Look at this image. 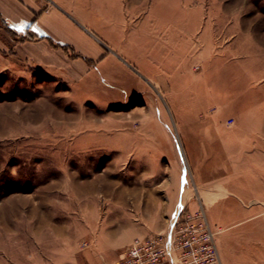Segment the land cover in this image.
Segmentation results:
<instances>
[{
  "label": "rangeland",
  "instance_id": "obj_1",
  "mask_svg": "<svg viewBox=\"0 0 264 264\" xmlns=\"http://www.w3.org/2000/svg\"><path fill=\"white\" fill-rule=\"evenodd\" d=\"M61 1L50 58L0 16V264H183L192 217L264 264V0Z\"/></svg>",
  "mask_w": 264,
  "mask_h": 264
},
{
  "label": "crops",
  "instance_id": "obj_2",
  "mask_svg": "<svg viewBox=\"0 0 264 264\" xmlns=\"http://www.w3.org/2000/svg\"><path fill=\"white\" fill-rule=\"evenodd\" d=\"M52 1L62 3L61 0ZM43 2L44 0H0L1 18L8 24L15 26L18 34L27 35L29 38V40L17 45L18 50L21 52V46L24 43L34 45L29 48L28 56H31L30 59L50 58L53 54L52 40L56 42L57 37H64L80 46L83 44L81 41L83 37L79 32H77L78 36L74 35L75 27L61 9L54 6L44 7ZM34 16L37 19L33 23ZM81 48L83 47L81 46ZM85 51L90 52V49ZM125 244L123 241L119 245Z\"/></svg>",
  "mask_w": 264,
  "mask_h": 264
},
{
  "label": "built area",
  "instance_id": "obj_3",
  "mask_svg": "<svg viewBox=\"0 0 264 264\" xmlns=\"http://www.w3.org/2000/svg\"><path fill=\"white\" fill-rule=\"evenodd\" d=\"M187 219L178 232V256L183 264H222L216 243V231L208 221ZM185 232V233H184ZM164 238H137L118 264H171ZM164 242V243H163ZM176 242V241H175ZM176 242V243H177Z\"/></svg>",
  "mask_w": 264,
  "mask_h": 264
}]
</instances>
